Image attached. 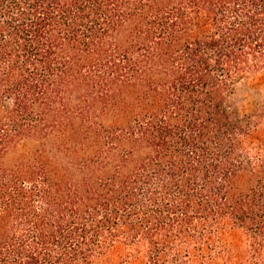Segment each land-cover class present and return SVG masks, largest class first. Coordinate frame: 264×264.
<instances>
[{
	"label": "trees",
	"instance_id": "16d2710c",
	"mask_svg": "<svg viewBox=\"0 0 264 264\" xmlns=\"http://www.w3.org/2000/svg\"><path fill=\"white\" fill-rule=\"evenodd\" d=\"M264 0H0V264H264Z\"/></svg>",
	"mask_w": 264,
	"mask_h": 264
},
{
	"label": "rangeland",
	"instance_id": "374dc122",
	"mask_svg": "<svg viewBox=\"0 0 264 264\" xmlns=\"http://www.w3.org/2000/svg\"><path fill=\"white\" fill-rule=\"evenodd\" d=\"M235 109L252 112L264 102V71L243 80L237 87Z\"/></svg>",
	"mask_w": 264,
	"mask_h": 264
}]
</instances>
